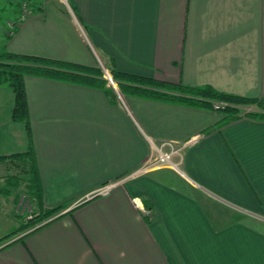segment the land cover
Instances as JSON below:
<instances>
[{
	"label": "crops",
	"instance_id": "0c3cea01",
	"mask_svg": "<svg viewBox=\"0 0 264 264\" xmlns=\"http://www.w3.org/2000/svg\"><path fill=\"white\" fill-rule=\"evenodd\" d=\"M21 1L0 7L13 8L0 51L264 98V0H40L18 21ZM23 82L35 207L64 208L0 244V264H264L263 119L216 127L223 115L211 109ZM12 107L0 86V156L29 144ZM162 143L181 147L178 169L140 171ZM9 191L0 189V220L16 229L19 196Z\"/></svg>",
	"mask_w": 264,
	"mask_h": 264
},
{
	"label": "trees",
	"instance_id": "16d2710c",
	"mask_svg": "<svg viewBox=\"0 0 264 264\" xmlns=\"http://www.w3.org/2000/svg\"><path fill=\"white\" fill-rule=\"evenodd\" d=\"M22 3L34 8L30 0H22L17 3L21 7ZM21 9L17 14L20 19ZM112 80L116 83L119 92L125 95L152 99L161 102L179 103L188 106L212 109L214 101L224 102L226 106L221 111L223 115L216 127L228 124L238 120L243 116L258 117L264 120V98L252 99L214 90L210 86L189 87L181 83H169L158 81L152 78L127 74L112 68L109 71ZM36 76L60 80L63 82L76 83L78 85L91 86L101 90L110 102H115L118 98L114 90L108 85L100 68L82 66L75 63L50 60L32 55L14 54L6 51H0V86L8 87L13 94V107L10 118L14 122L23 124L27 137L28 148L24 154H15L11 156H0V163L9 160L17 169V174L12 176L15 182H25V189L31 197L36 199L37 204L40 200V185L37 177V170L34 160V154L30 146V126L28 106L26 101V92L24 87V76ZM251 110H260V114L247 112ZM245 111V112H244ZM243 113V114H241ZM64 206H57L46 210L39 217L44 218L52 214L56 215ZM61 215V214H60ZM60 215L46 221L49 222ZM55 216V215H54ZM45 224V223H44ZM42 226V225H41ZM24 224L17 229L0 237L3 241L13 236L24 228ZM36 229V228H35ZM20 236L19 238H21Z\"/></svg>",
	"mask_w": 264,
	"mask_h": 264
},
{
	"label": "rangeland",
	"instance_id": "374dc122",
	"mask_svg": "<svg viewBox=\"0 0 264 264\" xmlns=\"http://www.w3.org/2000/svg\"><path fill=\"white\" fill-rule=\"evenodd\" d=\"M4 1L5 0H0V7H2L1 5H3ZM11 1H13V0H11ZM39 1L40 0H30L32 5H35L34 2L37 3ZM12 9L13 8H11L9 5H6L4 11L0 10V35L4 34L6 32V30L8 29V26L10 24V20L13 17V13L11 14ZM20 9H21V12H23L22 11V6L20 7ZM30 9H31V7H28V5H27V11L28 12H25V13L28 14ZM26 14H24V15H26ZM96 66L98 68H100L104 78L108 82V85L114 90L117 98L119 99L122 94L119 92V89H118L116 83L112 80L111 75L109 73V71L112 68H110L108 65H106L104 63H101V62L100 63L98 62L96 64ZM105 73L108 76H106ZM108 77H109V79H111V81L108 80ZM245 111L252 112V113H257V114L261 113L260 110H258V109L254 110V111L246 109ZM241 114H243V113H241ZM152 156H154V155H152ZM5 166L8 167V165H6V164L2 165V167H0V172L2 174H3ZM6 171H8L9 174H6V176H3L1 178V180H0V189H2V190H3V188H4V190H8L9 189L10 191L8 193H10V194L13 193V192L16 193V194L18 193L19 200H18V203L16 205L15 212H14L16 215L14 217H12V219L17 224H19V226L24 224L25 227L21 231H18L13 236H10L9 238H7L5 240L0 241V244H2L3 242L11 239L14 236L19 238V236L25 235L29 231H31L34 228L38 227L39 225L45 223L46 221L50 220L54 215H56V213H55V214H52L50 216H47V217H44V218L39 217V219H37L38 215L42 214L43 212H40V211L36 210V207H35V204H37L36 199L34 197H31L29 195V193L26 191L25 182H23V181H20L19 183L15 182V178L12 177V176H15V174H17V169L13 165H11V166H9L8 170H6ZM6 171H5V173H7ZM4 182H6V186H8V189H6L4 187L5 186L3 184ZM0 200H1V197H0ZM0 207H1V205H0ZM60 212H62V210H60L59 213ZM12 227H13L12 223L6 225V224H4L3 220H0V232L3 233V231H7L9 233L10 231L15 230ZM7 232H5V233H7Z\"/></svg>",
	"mask_w": 264,
	"mask_h": 264
},
{
	"label": "built area",
	"instance_id": "2783aa9c",
	"mask_svg": "<svg viewBox=\"0 0 264 264\" xmlns=\"http://www.w3.org/2000/svg\"><path fill=\"white\" fill-rule=\"evenodd\" d=\"M63 1L65 2V0H63ZM22 11L23 12H21L19 21L22 18H24V16H25L24 14H26L25 12H28L27 6L25 3L22 4ZM105 75L108 76L106 73H105ZM108 80L111 81V79H109V77H108ZM225 106H226V103H224V102L215 101L212 103V109L214 111H221L222 109H224ZM247 109L251 110L250 108H247ZM180 149H181V147H175V146H173L171 144H167V143L159 144L158 146L154 147V156H152V157H150V159H148V161L144 164V166L140 169V171L151 169L154 167H160V166H166V167L178 169L179 164H180V158L178 161H174L173 158L176 156L180 157ZM109 188H110V186H107L103 189H100L99 192H97L95 195H99V194L105 195V194H107ZM60 214H62V212L58 213L57 215L53 216L52 218H54ZM43 224H41V225H43ZM41 225H39V226H41ZM38 227H36V228H38ZM15 239H17V238H11V239L3 242L1 245L12 242Z\"/></svg>",
	"mask_w": 264,
	"mask_h": 264
}]
</instances>
